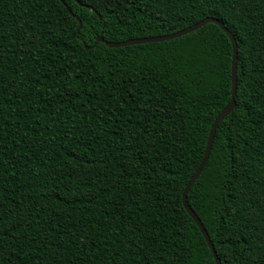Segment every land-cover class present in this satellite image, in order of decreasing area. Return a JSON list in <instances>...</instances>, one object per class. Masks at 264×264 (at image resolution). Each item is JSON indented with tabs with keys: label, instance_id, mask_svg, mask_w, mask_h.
<instances>
[{
	"label": "trees",
	"instance_id": "obj_1",
	"mask_svg": "<svg viewBox=\"0 0 264 264\" xmlns=\"http://www.w3.org/2000/svg\"><path fill=\"white\" fill-rule=\"evenodd\" d=\"M207 18L236 107L187 200L221 264H264V0H0V264H216L183 195L230 39L86 50Z\"/></svg>",
	"mask_w": 264,
	"mask_h": 264
},
{
	"label": "water",
	"instance_id": "obj_2",
	"mask_svg": "<svg viewBox=\"0 0 264 264\" xmlns=\"http://www.w3.org/2000/svg\"><path fill=\"white\" fill-rule=\"evenodd\" d=\"M63 2V0H60ZM90 11L96 13L93 9L88 8ZM69 12H71V10H69ZM73 17L79 22V29H78V33L80 32L81 28H82V22L81 19L72 14ZM99 19L101 20V17L99 16ZM210 23H214L217 24L221 30L227 35V37L230 39L232 47H233V62H232V98L230 103L225 107V109L220 113V115L217 117V119L215 120L211 131H210V135L208 138V142H207V146H206V150H205V154L203 156V159L201 161V164L199 166V168L196 170L195 174L192 176V178L190 179L185 193L183 195V204L184 207L187 211V213L189 214V216L192 218V220L195 222V224L197 225V227L200 229L205 241L207 242L209 249L213 255V258L215 260L216 264H221V260L217 255V252L215 250V246L213 244V242L211 241L209 234L207 232V230L205 229L203 223L201 222V220L199 219V217L196 215V213L194 212V210L191 208V206L188 203L187 200V196L192 188V186L194 185V183L197 181V179L200 177V175L202 174V172L204 171L210 155H211V151L213 148V143L215 140V136L216 133L218 131V128L220 126V124L233 112V110L236 107V92H237V62H238V44L237 41L235 39V37L233 36V34L225 27V25L221 22H219V20L217 19H213V18H207L201 22H199L198 24H195L187 29H184L182 31H179L175 34L172 35H168V36H158V37H150V38H140V39H132V40H128V41H124V42H108L103 38V34L99 35L96 40H95V44L91 47H87L86 46V50H91L94 49L99 43L106 45L108 48H122V47H126V46H132V45H141V44H147V43H159V42H164V41H170L173 39H177L186 35H189L201 28H203L204 26H206L207 24Z\"/></svg>",
	"mask_w": 264,
	"mask_h": 264
}]
</instances>
